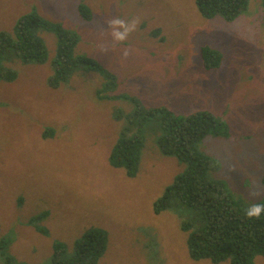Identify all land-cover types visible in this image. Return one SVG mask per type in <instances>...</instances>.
<instances>
[{
	"label": "rangeland",
	"instance_id": "rangeland-1",
	"mask_svg": "<svg viewBox=\"0 0 264 264\" xmlns=\"http://www.w3.org/2000/svg\"><path fill=\"white\" fill-rule=\"evenodd\" d=\"M33 13L75 32L76 55L96 60L117 77L119 91L139 103L119 98L115 88L103 89L98 74L81 73L71 82L76 91L51 88L59 40L43 33L48 62L17 68V81L0 85V114L7 120L0 158L23 171L14 188L0 176V235L16 231L7 251L20 261L45 264L54 242L73 252L79 237L95 227L107 235L100 264H214L191 258L189 236L177 214L153 212V203L185 169L160 151L161 118H153L155 131L145 135L139 170L132 177L111 164L121 138L113 111L127 117L160 107L173 117L209 115L207 128L225 133L209 134L198 145L221 166L211 170L212 177L236 201L258 202L264 192V0H250L248 10L232 20L205 18L195 0H0V33L14 34L20 19ZM114 17L138 20L123 44L111 39L106 21ZM205 50L212 51L206 60L213 68L205 67ZM99 95H107L106 101ZM51 129L65 133L44 139ZM37 152L44 154L40 173L23 164L34 163ZM38 177L47 178L44 188L34 182ZM19 197L27 200L20 203ZM45 203L52 209L42 223L48 235L24 226ZM97 207L107 212L99 214ZM255 264H264V257Z\"/></svg>",
	"mask_w": 264,
	"mask_h": 264
},
{
	"label": "trees",
	"instance_id": "trees-1",
	"mask_svg": "<svg viewBox=\"0 0 264 264\" xmlns=\"http://www.w3.org/2000/svg\"><path fill=\"white\" fill-rule=\"evenodd\" d=\"M195 2L200 14L205 18L219 17L232 20L248 10L250 0H195ZM84 17L90 19L91 15L86 13ZM45 32L54 33L59 40L56 55L51 61L53 69L49 80L51 88L76 91L75 83L71 82L81 73L98 74L103 89L109 91L110 88H115L121 95L118 96L119 98L139 103L136 96L130 97L125 92L121 93L120 83L116 81L117 77L108 73L109 71L96 60L76 55L78 36L75 32L64 30L62 26L47 21L38 13L21 18L14 34L0 33V85L3 82L5 86L13 85L19 78L17 68L27 65H44L48 62L49 50L42 36ZM211 53V50L203 52L207 69L215 65H209L206 60ZM215 55L211 58L214 59ZM10 62L11 67H6ZM44 81L48 84L47 79ZM99 96V101H106L107 95ZM11 104L13 105L12 102ZM77 111L80 119L81 107ZM20 114L23 115L22 112ZM28 114L32 118L31 112ZM124 116L121 110L114 109L113 118L118 123L117 127L121 126V138L113 148L111 157L113 166L123 168L128 175L135 177L145 150L147 139L145 135L155 131L151 125L154 122L153 118L160 117L162 132L158 138L160 151L165 156L177 158L185 168L166 188L164 194L153 203L152 209L157 215L165 211H173L178 215L182 230L189 236L191 258L210 260L214 264L226 262L255 264L257 257H264V217L249 219L245 216L244 210L247 205L233 199L224 183L212 177L211 170L220 169L221 166L215 165V161L201 153L198 148L201 139L207 135L223 133L219 129L207 128L212 122L211 117L198 112L189 116L173 117L166 109L160 107L148 108L142 112L136 111L127 117ZM150 120L152 121L150 124L146 123ZM27 124L24 123L22 126L26 127ZM6 125V117L0 114V133ZM144 127H147L146 134H144ZM64 129L67 132L66 128ZM62 131L63 129H51V132H45L43 137L44 139L62 137L65 133L61 134ZM43 155L37 152L34 155V163L30 165L24 162L23 164L38 169L40 173L44 168ZM11 158L19 159L12 154ZM0 162L4 166H0L3 182H11V188H14L15 185L17 186L14 179L23 177L21 174L23 171H14L17 166L14 169L11 162L8 163L6 159L0 158ZM7 174L11 176L4 178ZM46 179L38 177L34 182L44 188ZM36 189L38 187L33 188L34 191ZM45 189L49 192L48 187ZM25 199L19 197L18 202L23 203ZM259 199L258 202L264 201V192ZM47 204L49 203L42 205L39 212ZM60 204L64 206L63 200H60ZM97 209L99 214L104 215L107 212L102 207ZM39 212L32 215L29 223L24 226L33 227L38 233L48 235L49 228L43 227L42 223L52 215V209L47 205L43 211ZM16 221L15 219L13 221L15 227ZM11 225L6 232L10 230ZM15 234L16 231L12 228L6 236L0 235V262L1 264H30L26 260H18L7 251ZM106 238L104 230L91 227L79 237L73 252H69L65 243L56 241L53 253L45 264H100L104 257Z\"/></svg>",
	"mask_w": 264,
	"mask_h": 264
},
{
	"label": "clouds",
	"instance_id": "clouds-1",
	"mask_svg": "<svg viewBox=\"0 0 264 264\" xmlns=\"http://www.w3.org/2000/svg\"><path fill=\"white\" fill-rule=\"evenodd\" d=\"M110 30V36L113 42L123 44L127 41L129 35L134 32L138 25V20L135 18L124 20L114 17L106 21ZM127 55V52L124 53ZM112 157V154H111ZM244 214L249 219H260L264 217V201L249 203L244 210Z\"/></svg>",
	"mask_w": 264,
	"mask_h": 264
},
{
	"label": "bare ground",
	"instance_id": "bare-ground-1",
	"mask_svg": "<svg viewBox=\"0 0 264 264\" xmlns=\"http://www.w3.org/2000/svg\"><path fill=\"white\" fill-rule=\"evenodd\" d=\"M204 13V12H203ZM25 22V21H24ZM24 27V26H23ZM16 77V76H15ZM24 77V76H23ZM29 85V84H28ZM21 126V125H20ZM19 146V145H18ZM15 150V149H14ZM27 152V151H26ZM29 152V151H28ZM25 154V153H24ZM24 157V156H23ZM52 160H54V159H52ZM224 188V187H223ZM213 211V210H212ZM58 248V247H57ZM86 248V247H85Z\"/></svg>",
	"mask_w": 264,
	"mask_h": 264
}]
</instances>
